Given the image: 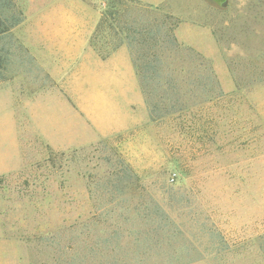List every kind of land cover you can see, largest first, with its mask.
Wrapping results in <instances>:
<instances>
[{
	"label": "rangeland",
	"instance_id": "obj_1",
	"mask_svg": "<svg viewBox=\"0 0 264 264\" xmlns=\"http://www.w3.org/2000/svg\"><path fill=\"white\" fill-rule=\"evenodd\" d=\"M15 1L24 21L0 41L10 60L0 61V84L13 92L24 165L0 177V264L77 262L74 229L87 223L81 235L94 230L89 221L107 202L97 196L120 192L109 183L124 164L135 177L123 188L130 201L122 207L151 206L150 198L163 203L175 222L168 233L182 248L178 264H264V0ZM146 8L177 20L178 43L212 70L217 98L199 103L205 95L192 93L188 111L154 121L142 94L120 102L126 117L117 133L74 150L50 149L22 116L21 98L51 86L66 92L70 83L40 73L22 48L38 59L36 48H91L106 58L125 44L127 26L148 20ZM203 73L192 68L184 89ZM71 83L78 102L86 96L92 107L94 85Z\"/></svg>",
	"mask_w": 264,
	"mask_h": 264
},
{
	"label": "trees",
	"instance_id": "obj_2",
	"mask_svg": "<svg viewBox=\"0 0 264 264\" xmlns=\"http://www.w3.org/2000/svg\"><path fill=\"white\" fill-rule=\"evenodd\" d=\"M145 13L148 20L145 19L146 15H143L139 21L135 20L126 27L124 41L139 77L150 118L160 121L188 111L192 106L188 104L186 97L192 93L197 96L205 95V100H198L199 103L214 101L220 91L219 84L199 53L178 43L175 35L177 20L167 14L157 16L155 11L149 8H146ZM23 21V12L15 0H0L1 43ZM6 45L5 42L1 50L8 54L9 49H4ZM22 53L33 61L26 48H22ZM5 57L0 54L1 63ZM6 59L7 63H10L9 58ZM178 60H182L181 66L177 65ZM202 67L204 73L188 83L192 88L184 89V78L189 79L193 75L192 68L197 70ZM198 87H201L199 91ZM134 177L129 166L124 164L123 174L118 176L117 173L109 183L119 187L120 192L97 196V199L101 198L107 202L106 207L102 206L99 214L89 221L94 230L85 231L83 235L86 237H82V226L89 225L83 223L75 227L74 234L78 239L76 255L79 260L73 262L74 264H158L159 261L180 263L182 248L178 246L179 243L174 245L176 237L168 233V228L175 225V222L163 203L150 198L151 206L143 204V207H139L142 210L122 207L121 204L130 201L123 188L131 184ZM171 191L173 196L181 193L180 189ZM145 225L152 227H141ZM78 231H81L80 234Z\"/></svg>",
	"mask_w": 264,
	"mask_h": 264
},
{
	"label": "crops",
	"instance_id": "obj_3",
	"mask_svg": "<svg viewBox=\"0 0 264 264\" xmlns=\"http://www.w3.org/2000/svg\"><path fill=\"white\" fill-rule=\"evenodd\" d=\"M26 49L37 60L40 73L45 74V70L51 78L61 76L70 83L66 92L51 86L32 97L21 98L22 116L37 138L54 151L89 146L117 133L126 117L120 102L131 104L142 99L126 43L106 58L91 48H36L39 59L47 63L40 62L34 52ZM77 64L79 73L72 69ZM76 78L94 85L92 107L83 103L86 96L80 98L83 102H78V88L71 83ZM18 115L13 92L9 89L4 92L0 84V177L14 174L24 165Z\"/></svg>",
	"mask_w": 264,
	"mask_h": 264
}]
</instances>
